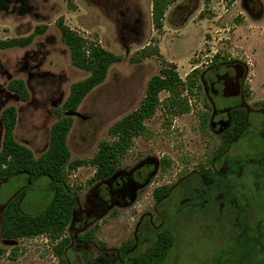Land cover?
I'll use <instances>...</instances> for the list:
<instances>
[{
    "label": "rangeland",
    "instance_id": "374dc122",
    "mask_svg": "<svg viewBox=\"0 0 264 264\" xmlns=\"http://www.w3.org/2000/svg\"><path fill=\"white\" fill-rule=\"evenodd\" d=\"M154 1L0 0V42L31 37L25 46H0V114L5 107L15 106V140L35 158L47 148L50 126L70 85L89 75L72 65L59 22L120 59L72 114L66 137L70 161L86 163L66 170L65 181L76 205L62 237L6 240L0 236V264H60L55 247L61 239L67 240L61 250L67 264H117L125 245L131 253L145 252L155 240L154 235L147 236L149 231L162 229H171L173 236L165 264H264V190L257 191L250 176L239 179L244 186L238 198L248 210L245 230L239 210L226 200L227 189H217L213 199L222 200L219 204L203 201L189 206L185 205L187 189L181 188L192 175L205 171V185L192 182L195 190L207 187L211 177L230 175L237 181L238 159L252 155L260 145L264 0H172L165 4L159 26L152 20ZM232 62L246 67L239 95L220 96L217 88L212 92L210 72ZM165 63L175 64L183 80L197 69L193 92H183L189 111L171 116L160 104L144 121L145 132L133 139L122 158L118 181L91 182L95 168L87 162L96 154L98 143L113 139L108 128L138 107L148 79ZM13 79L23 80L26 101L9 90ZM167 95L162 91L160 100ZM236 106L244 109L246 126L224 145L222 134ZM2 137L0 120V148ZM46 182L47 177L29 181L23 174L0 180V228L7 202L19 192L23 212L43 210L52 196ZM162 185L170 191L158 203L153 190ZM181 205L185 206L173 217ZM213 210L221 213V220L210 214ZM167 212H173L167 214L169 220L173 217L171 227ZM13 248L14 258L10 256Z\"/></svg>",
    "mask_w": 264,
    "mask_h": 264
},
{
    "label": "trees",
    "instance_id": "16d2710c",
    "mask_svg": "<svg viewBox=\"0 0 264 264\" xmlns=\"http://www.w3.org/2000/svg\"><path fill=\"white\" fill-rule=\"evenodd\" d=\"M172 0H155L152 5V20L155 26L160 25V19L163 15L165 4ZM232 1V0H224ZM60 37L69 49L70 60L73 66L89 72L84 79L75 81L70 85L69 93L63 101L60 110L57 111L58 118L52 123L49 129V140L45 151L37 158L33 156L32 151L23 144L15 140L14 129L16 125V108L13 105L5 107L0 114V120L3 125V137L0 148V180H8L14 176L26 175L29 181H35L41 177H47L46 185L51 192V199L45 208L37 214L23 212L20 207L19 192L11 198L1 217L0 236L3 239H19L46 235L51 240L60 239L67 225L70 223L76 198L70 186L65 181L66 170H75L86 162L70 161V152L66 145V137L72 126L73 117L69 115L78 108L79 104L94 87L101 84L107 75L111 64L119 61V57L105 49L104 47L86 41L82 36L69 29L61 21L58 24ZM31 40V37L25 39H12L10 41L0 42L1 47L20 45L25 46ZM219 55L215 54L213 60L216 61ZM197 69L188 73L185 79H181L176 65L165 63L158 74L150 76L147 81L144 96L139 102L138 107L130 113L124 115L115 121L108 128V134L113 139H102L98 143L96 154L87 162L95 168L90 179L91 182H110L115 184L116 173L122 158L125 156L136 136L142 135L146 126L144 121L152 117L160 104L164 106L165 111L172 115H178L189 111L190 104L184 91L192 93L196 86L194 75ZM8 88L17 93L23 101L28 99V91L22 79H13L8 83ZM162 91L167 92V96L160 100L159 95ZM231 125L223 132L222 141L228 145L238 137L246 126V114L244 109L234 107L230 112ZM163 162H167L163 159ZM207 176L205 171L203 174ZM199 175H192L188 181L181 185L186 187L185 205L196 206L203 201L210 203L222 202L220 199H213L215 186L209 185L207 190H201L198 197L195 194V188H192V182L200 183ZM105 184V183H104ZM243 186V183L241 184ZM106 188V187H104ZM170 189L167 185L156 187L153 190V197L161 203L168 195ZM228 195L231 198L232 207L239 210V219L244 223V230L247 228V222L243 219L247 214V208L238 201L234 194V183L227 188ZM236 197V198H235ZM181 205L176 207L173 217L177 216L181 210ZM211 205V204H210ZM166 218L169 226H172V218ZM216 220H221V213L212 211L210 213ZM171 223V224H170ZM246 224V225H245ZM151 233H145L147 236L154 235L155 240L146 249L145 252H129L128 246L121 250L120 259L117 264H165V255L172 245V230H152ZM67 240L61 239L56 247V254L60 264H67L61 257V250L66 245ZM16 248L10 253L15 257ZM3 250L0 248V256ZM110 264V263H108ZM112 264V263H111Z\"/></svg>",
    "mask_w": 264,
    "mask_h": 264
},
{
    "label": "flooded vegetation",
    "instance_id": "af4514ba",
    "mask_svg": "<svg viewBox=\"0 0 264 264\" xmlns=\"http://www.w3.org/2000/svg\"><path fill=\"white\" fill-rule=\"evenodd\" d=\"M245 70H246V67L243 64L237 63V62L224 64V65L218 67L216 71L211 70L210 76L212 78L210 80V86H212V92L215 91L214 88H217L219 91L218 95H220V96H233V97L238 96L240 89H241V81L244 77ZM237 91H238V94L235 95V93ZM263 113H264V110H263ZM228 122H229L228 125L230 126L231 125V117L230 116H229ZM262 130H263V132L257 138V141L260 142V145L257 147L258 149L256 151H254V153L252 155H247V156L243 155L237 161L238 165L236 164V166L237 167L240 166V167H238L240 169L236 170V171H238L237 175H235V176L233 175L234 177H237V179H238L237 181H236V179H233L230 175L225 176V177H216V178L211 177L210 180L208 181V183H209L208 186L205 188L202 187L201 189L196 188L195 194H197L198 197H200L201 190H207L209 185H214V186H216V188H215V193L213 195V198H215L214 196L217 193V189L225 190L228 187H231V184L234 183V194L236 195L238 201H240V199L238 198V194L241 193V186H242L241 184L243 182L240 181L239 179L241 177L246 176V175L251 177V180L253 181L255 186H257L256 187L257 191L258 190H260V191L264 190V127ZM233 141H231V142H233ZM241 167H243V169H241ZM203 174L199 175L201 177L199 179L200 185H202V184L205 185L206 180L208 179V176H204ZM243 186H244V184H243ZM226 198H227L226 200L229 203H231V198L228 195V191L226 194ZM238 216H239V214H238ZM245 217L243 219L244 221H245ZM238 219H239V217H238Z\"/></svg>",
    "mask_w": 264,
    "mask_h": 264
},
{
    "label": "water",
    "instance_id": "95a60500",
    "mask_svg": "<svg viewBox=\"0 0 264 264\" xmlns=\"http://www.w3.org/2000/svg\"><path fill=\"white\" fill-rule=\"evenodd\" d=\"M238 94V91L235 93V95H237ZM74 113V112H73ZM73 113H70L69 115H72Z\"/></svg>",
    "mask_w": 264,
    "mask_h": 264
},
{
    "label": "built area",
    "instance_id": "2783aa9c",
    "mask_svg": "<svg viewBox=\"0 0 264 264\" xmlns=\"http://www.w3.org/2000/svg\"><path fill=\"white\" fill-rule=\"evenodd\" d=\"M216 54V53H215Z\"/></svg>",
    "mask_w": 264,
    "mask_h": 264
}]
</instances>
